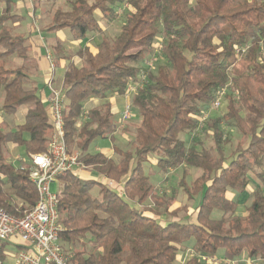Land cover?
<instances>
[{
    "label": "trees",
    "instance_id": "16d2710c",
    "mask_svg": "<svg viewBox=\"0 0 264 264\" xmlns=\"http://www.w3.org/2000/svg\"><path fill=\"white\" fill-rule=\"evenodd\" d=\"M120 1L75 0L43 26L48 32L69 29L81 40L102 35L95 48L76 51L81 67L70 61L62 74L68 152H78L81 164L106 178L98 181L75 169L59 178L60 244L70 264H177L188 243L193 253L185 264H235L245 255L251 264H264V191L255 192L243 215H236L238 202L228 194L246 192L250 173L264 181V0H128L120 33L109 39L104 21L117 17ZM0 2L6 3L0 12V207L21 217L39 194L29 171L8 159L6 145L22 146L26 156L44 152L54 127L30 74L28 38L13 26L23 17L11 11V0ZM159 42L165 62L147 68ZM142 71L144 84L133 97L141 122L133 148L123 149L115 142L121 128L108 98L124 95ZM221 92L226 110L205 128L213 146L188 144L181 134L203 125ZM93 98L104 103L87 108ZM22 106H28L24 121L11 127L7 118ZM223 123L241 134L229 154ZM101 138L114 141L113 154L89 151ZM180 166L202 171L191 185L185 177L179 182L189 199L198 197L195 217L179 216L180 209L172 208L177 193L160 195L151 182L156 171L167 174ZM95 185L97 197L91 194ZM219 251L222 259L208 263Z\"/></svg>",
    "mask_w": 264,
    "mask_h": 264
},
{
    "label": "rangeland",
    "instance_id": "374dc122",
    "mask_svg": "<svg viewBox=\"0 0 264 264\" xmlns=\"http://www.w3.org/2000/svg\"><path fill=\"white\" fill-rule=\"evenodd\" d=\"M75 0H40L38 2V6L43 10L41 14V20H40V26L43 27L45 26L47 23H49L51 21L52 15L54 14V11L57 10L58 8H62L64 10H70L72 8V5L74 3ZM193 2L195 0H192ZM120 11L117 15V17L113 20V21H104V36L109 38V39H113L114 37H116L121 30V25L123 22V16L126 12V9L130 6L129 5V1L128 0H121L120 2ZM28 15V14H27ZM64 34H71V32L68 29L63 30ZM159 38L161 39L162 36H159ZM102 40V35L99 33L93 34V38H92V44L94 46H96L100 41ZM76 40L73 38V36H71V39L69 41H66V54L67 52H72L73 49L75 47H77L78 45H76ZM160 43L156 46L155 50L152 52L151 56H149L148 59H154L153 61V65H152V69H155V67L158 64L164 63L165 62V58L162 54V52L160 51ZM78 44V43H77ZM63 47L60 48V51L62 50ZM56 55V54H55ZM68 61L69 58H65V61ZM32 67L30 70V74L32 75V77L35 76L36 72L34 70L33 67V62H31ZM60 68H64V66L59 65ZM62 73V70L58 69L57 74L58 77L60 78V75ZM58 78V79H59ZM43 85V81L42 79L38 81L37 86L39 89L42 88ZM61 85H57V88H61ZM135 94H128V95H123L122 97H119L118 95H111L108 100H110L113 104H119L118 106L120 107L117 112V115L113 117V122L115 124H117L118 126V130L116 132V136H115V142L116 145H118L119 147H122L123 149L126 148H133V140L135 138V130L136 128L140 125L141 122V117L140 115L136 112L134 106H133V97ZM221 100V106L219 108H215L212 106V104L210 105L209 109L205 112L203 118H202V122L203 125L195 132H193L191 135L189 134H181V137L183 139H185L188 144H195L197 146L198 149L201 148H210L213 146V140L212 137L207 135V133L205 132V128L206 125L210 122L211 119L213 118H217L219 116H221L224 112H225V108L228 104V100L226 99V97L224 95H222V97L220 98ZM2 101H3V93L1 92L0 94V122L3 121L4 118H2V112H1V106H2ZM102 103H104L103 100L101 99H95V100H91L90 102H86V107L90 108L93 106H97V105H101ZM130 106L131 109V116L128 119H123L122 115H123V111L125 110V107ZM28 106H22L19 108L18 113L16 114V116L7 118V122L10 124L11 127H14L15 125H17L18 123H22L24 121V116L27 112ZM20 118H22L20 120ZM224 132L228 135L229 137V141L226 142L224 144V149L226 154H229L237 145L238 140L240 139L241 134L235 129V128H230L228 127L226 124L223 123V127ZM114 141L110 140V138H101L95 142H93L90 146L89 151L94 153V152H98V151H109L112 150V145H113ZM6 151H7V157L9 160L12 161V163L16 166V167H21V169H23V167H28V161H29V157L26 156V152L25 149L21 146V147H17L16 145H12V144H7L6 145ZM76 154H78V152H75ZM114 156L116 157L117 155L114 153ZM154 155H151V160H154ZM148 166V164H147ZM77 168H75L76 170ZM80 170L76 171L79 174H81L82 176L85 177H95L98 181L99 180H103L102 176L99 175L98 173L94 172L93 170H91L89 167L80 164L79 167ZM28 170V169H26ZM264 170V169H263ZM81 171V172H80ZM202 174L201 169L197 168V167H177V168H173L171 169L167 174H161V180L158 182V184L156 183V180H153L154 184H157V188H158V193L160 195H162L163 193H167L168 195H174V192L177 193L176 198L172 197V200L175 201L173 203V207L172 208H178L179 210V216H183L185 214H193V211L195 210V207L198 203V197H194L193 199H189L187 197V194L184 192L183 188L181 186H179V182L182 179V177H185L186 183L188 185H191L193 183V181L199 177ZM250 180H251V184L249 185L248 189L246 192H244L243 194H240L239 192L234 191V193L236 194V198L239 204V207L237 209L238 214L239 215H243L245 214V207L251 203L252 199L255 196V192L257 190H261L264 191V181L261 180L260 178H258L254 173H250ZM158 177V176H157ZM61 182L58 180L57 182L53 183L51 186V190L53 192H58L61 189ZM99 190H100V186L99 185H95L92 190H91V194L95 197L99 196ZM229 196L234 197L231 190L229 191ZM151 200H147L148 204H151ZM157 210H162V208L159 207H154ZM164 220L169 219V215L165 214V216H163ZM192 244L188 243L186 244L185 248L180 252V255L178 257L177 260V264H185L187 259L192 255ZM20 248L14 244H12L10 246V255H8L5 260H4V264H14L15 259L18 256V252H19ZM219 253H221V255L223 254L222 251H219ZM244 258H247V256H243ZM220 259H216V262H219ZM210 263V262H208ZM248 261L242 260V261H238L237 263L235 262V264H247Z\"/></svg>",
    "mask_w": 264,
    "mask_h": 264
},
{
    "label": "built area",
    "instance_id": "2783aa9c",
    "mask_svg": "<svg viewBox=\"0 0 264 264\" xmlns=\"http://www.w3.org/2000/svg\"><path fill=\"white\" fill-rule=\"evenodd\" d=\"M47 58L54 71L56 65L52 54L48 51ZM154 59L146 62V67L151 68ZM146 72L142 71L140 80L131 82L126 90V95L135 94L145 81ZM50 97L49 108L53 122L51 134L46 151L28 155V169L31 180L37 187L39 198L32 209L23 216L17 217L0 207V254L5 252L3 245L18 239L24 248L20 249L16 264H70V255L65 252L60 244L59 224V192H53L51 186L57 182L61 175L80 167L79 155L68 152L64 130V110L66 98L62 89L49 81ZM124 94V95H125ZM224 92L212 102V106H221L220 98ZM131 116L130 106L125 107L123 119ZM111 183H113L111 181ZM216 263L215 258L208 259ZM0 264L4 259L0 256Z\"/></svg>",
    "mask_w": 264,
    "mask_h": 264
},
{
    "label": "crops",
    "instance_id": "0c3cea01",
    "mask_svg": "<svg viewBox=\"0 0 264 264\" xmlns=\"http://www.w3.org/2000/svg\"><path fill=\"white\" fill-rule=\"evenodd\" d=\"M34 1L35 0H11V11L13 13L21 15L23 17L22 21L16 22L13 26L15 27V29L17 31L21 32L23 35L27 36V38H28V44L30 45L31 62H33V65L35 67L34 70L36 72L33 79H34L36 85H37L38 81L42 79L43 85H42L41 89L38 88V92L41 95L42 99L45 101L47 109L50 113V108H49V97H50L49 81L52 80L53 85L55 87L59 84L61 85L62 74L65 70L66 65L70 61H73L79 67L82 66V64H83L82 59L75 53L80 47H84L85 45H89L91 48H95V46L92 44L91 41L93 38V34H96V33H89L88 37L81 40V39H76L74 37V34L69 29L68 30L71 32V34H68V33L64 34L63 30L51 31V32L50 31L49 32L44 31L43 27L40 26L41 14H43L42 13L43 10L38 5H35ZM5 4H6L5 2H0V12L5 7ZM103 27L105 29L104 25H103ZM71 36H73V38L76 40V42L78 44L76 42L75 43L78 46L75 47L72 52H69V53L67 52V54H66L67 50L65 47L66 46L65 42L69 41L71 39ZM61 47H63V48L59 53V50ZM48 51L52 54V57L54 59L55 65H56L54 71H52V69L50 67V62L47 58ZM65 58H69V60L65 61ZM13 60L18 64H23V59H21V58H13ZM59 65L64 66V68H60ZM58 69L62 70V73L59 74L60 78L58 77V74H57ZM122 96L123 95H121L119 97H122ZM95 99H98V98H93L91 100H95ZM91 100H89V102ZM118 105L119 104H117V103L113 105L114 116H116L117 112L119 111L118 109L120 107ZM21 119L22 118H20V120ZM18 124H20V123H18ZM17 147H21V146H17ZM101 151H103V150H101ZM113 151H114V149H113V145H112V150L103 151V152H106V153L111 155V154H113ZM151 163H154V160H151L150 163L145 164L144 168H145V172L147 174L150 173L152 170ZM147 164H148V166H147ZM78 170H80V169L77 168L75 171H78ZM102 178H103L102 182H105L106 178L103 176H102ZM161 179H162L161 173L156 171L155 175H153L151 177V182L153 183V180L154 181L156 180V183L158 184V182ZM99 181H101V180H99ZM110 184L113 185V183H111V182H110ZM157 184H154V185H157ZM231 192H232L233 196H235V198L231 197V196H229V197L237 201L236 194L234 193V190H231ZM228 194H229V192H228ZM240 194H243V193H240ZM174 202L175 201H173V203ZM238 207H239V204H238ZM246 207H245V209H246ZM148 214L153 215L151 212H148ZM236 215H239L238 211L236 212ZM195 216H196V213L193 214V217H195ZM12 244L18 246L20 249L25 247V245H23V243H21L18 239H15V240H12V241L6 243L4 245L5 246L4 247V249H5L4 253H6L5 258L8 255H10V253H11L10 252V246ZM219 254L220 255L218 258L221 260L222 255H221V253H219ZM179 255H178V257H179ZM5 258H4V260H5ZM245 259H246V261H248L247 258H244V257L242 258V260H245ZM177 260H178V258H177ZM14 264H16V259L14 261ZM247 264H251L250 261H248Z\"/></svg>",
    "mask_w": 264,
    "mask_h": 264
}]
</instances>
